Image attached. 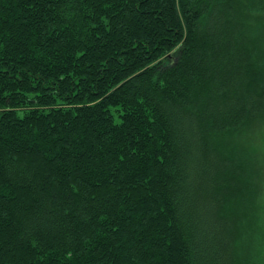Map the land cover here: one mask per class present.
I'll use <instances>...</instances> for the list:
<instances>
[{
	"label": "trees",
	"instance_id": "trees-1",
	"mask_svg": "<svg viewBox=\"0 0 264 264\" xmlns=\"http://www.w3.org/2000/svg\"><path fill=\"white\" fill-rule=\"evenodd\" d=\"M264 0H0V264H264Z\"/></svg>",
	"mask_w": 264,
	"mask_h": 264
},
{
	"label": "rangeland",
	"instance_id": "rangeland-1",
	"mask_svg": "<svg viewBox=\"0 0 264 264\" xmlns=\"http://www.w3.org/2000/svg\"><path fill=\"white\" fill-rule=\"evenodd\" d=\"M252 134H249V138L253 141L254 145L258 148L262 142V136H264V122L258 123L254 126Z\"/></svg>",
	"mask_w": 264,
	"mask_h": 264
}]
</instances>
